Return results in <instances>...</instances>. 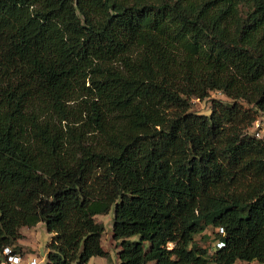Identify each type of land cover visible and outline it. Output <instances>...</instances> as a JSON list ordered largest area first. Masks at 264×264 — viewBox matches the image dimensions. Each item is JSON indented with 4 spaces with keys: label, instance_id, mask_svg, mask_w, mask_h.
I'll list each match as a JSON object with an SVG mask.
<instances>
[{
    "label": "trees",
    "instance_id": "trees-1",
    "mask_svg": "<svg viewBox=\"0 0 264 264\" xmlns=\"http://www.w3.org/2000/svg\"><path fill=\"white\" fill-rule=\"evenodd\" d=\"M259 115L264 0H0V255L44 222L47 264L106 256L114 207L120 264H264Z\"/></svg>",
    "mask_w": 264,
    "mask_h": 264
},
{
    "label": "rangeland",
    "instance_id": "rangeland-1",
    "mask_svg": "<svg viewBox=\"0 0 264 264\" xmlns=\"http://www.w3.org/2000/svg\"><path fill=\"white\" fill-rule=\"evenodd\" d=\"M89 85V82L87 83ZM216 97H223L221 92H214L212 94ZM92 99V98H90ZM82 98L79 97L67 102V119L61 121V118L58 114H54L51 117L52 122H54L58 127H62L67 130L70 126L75 130H79L82 125L85 114L84 107L81 103ZM209 100L202 102L197 101L195 109L199 111H208ZM251 133H256L259 131L261 136H264V116L259 115L258 120L254 125L248 129ZM115 210L114 207L107 214H101L97 216V220L104 224L105 231L102 236V245L104 250L107 252L106 256H94L86 264H120V259L118 252L121 249V241H117L113 236V225H114ZM21 233L23 238L19 240L18 250L22 251L29 258H37L41 262L40 264H47V253L48 245L51 242L53 234L48 231L47 225L44 222L38 223L33 227H22ZM212 233L211 229H207L203 234ZM203 234L197 235L196 240L198 243L209 249H213L212 239H207L202 237ZM138 236L132 237L131 240L138 239ZM173 243L169 244V247L172 248ZM152 264V263H150ZM236 264H246L244 262H237Z\"/></svg>",
    "mask_w": 264,
    "mask_h": 264
},
{
    "label": "built area",
    "instance_id": "built-area-1",
    "mask_svg": "<svg viewBox=\"0 0 264 264\" xmlns=\"http://www.w3.org/2000/svg\"><path fill=\"white\" fill-rule=\"evenodd\" d=\"M257 137H261L259 131L256 132ZM224 243L219 241L217 243L218 247L223 246ZM41 262L37 258H29L22 251L16 250L12 246L4 247L0 255V264H40Z\"/></svg>",
    "mask_w": 264,
    "mask_h": 264
}]
</instances>
